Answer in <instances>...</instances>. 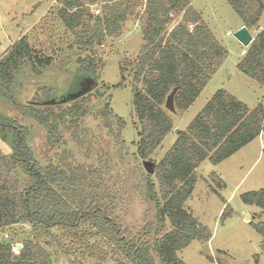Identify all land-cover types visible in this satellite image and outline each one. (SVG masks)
I'll list each match as a JSON object with an SVG mask.
<instances>
[{"label": "rangeland", "instance_id": "obj_1", "mask_svg": "<svg viewBox=\"0 0 264 264\" xmlns=\"http://www.w3.org/2000/svg\"><path fill=\"white\" fill-rule=\"evenodd\" d=\"M133 2L136 6L120 35L108 38L101 47L90 52L74 45V36L58 19L60 0H0V59L23 37L33 56L38 59L51 57L50 64L43 68H35L33 58L19 69L9 90L10 98L0 97V115L26 127V145L40 166L64 165L66 168L71 165L90 169L95 192L105 194L109 205L107 212L119 223L121 232L127 238L143 235V242L152 246L170 230L168 220L158 218L163 200L155 172L176 140L177 131L186 130L219 89L249 108L264 105V89L237 69L248 47H243L233 37V33L244 26L231 7L225 0H190L191 8L201 15L218 44L226 50L227 57L186 111L176 110L173 114L166 110L173 124L172 131L150 157L139 158L136 154L139 126L132 105V87L135 86L132 67L144 44L141 17L147 0ZM132 4L128 5L132 7ZM97 10H101L100 4L91 7L93 13ZM181 18L173 16L174 23L169 31ZM262 28L264 14L259 28L248 31L255 39ZM89 54L97 60L96 78L84 75L77 63L79 58ZM93 83L96 87L91 93L99 94L85 113L76 118L64 115L62 109L71 106L76 100L73 97ZM119 83L121 86L116 87ZM48 101L57 104L46 111L47 126L24 116L20 110V107H34V102L40 104L35 107L43 110L46 107L43 103ZM104 105H109L113 114L121 118L122 129L114 118L111 130L102 126L96 110ZM11 154V137L0 139V159L5 161ZM195 176L193 192L184 208L208 228L211 238L207 243L191 242L177 253L178 257L184 264H264L261 237L251 224L263 222L264 213L240 200V195L264 188V132L218 165L208 160L202 162ZM5 178L16 182L18 191L27 181L19 170L10 171L7 176L2 172L1 181ZM51 231L48 237L26 224L2 229L0 235L8 234V243L18 244L17 249L23 247L24 241L36 237L48 251L52 264H133L122 245L108 241L90 227L83 229L85 233L79 236H72L73 232L68 230ZM0 243L7 242L0 238ZM150 255L153 264H160L156 255L151 252Z\"/></svg>", "mask_w": 264, "mask_h": 264}, {"label": "trees", "instance_id": "obj_2", "mask_svg": "<svg viewBox=\"0 0 264 264\" xmlns=\"http://www.w3.org/2000/svg\"><path fill=\"white\" fill-rule=\"evenodd\" d=\"M133 1L60 0L57 17L74 36V45L92 52L108 38L120 35L136 6ZM225 1L244 27L249 30L259 28L264 0ZM130 3H133L132 7L128 5ZM99 4L101 15H94L91 7ZM174 15L182 18L169 31ZM141 19L144 44L132 67L135 82L132 105L139 126L136 154L147 159L173 129L164 108L166 97L178 88L174 96L175 109L186 111L226 59L227 52L218 44L201 15L191 8L190 0H147ZM33 58L37 69L48 66L51 61V57L38 59L33 56L25 37L9 48L0 59V97L9 96L15 75ZM77 63L84 75L96 78L98 67L93 54L79 58ZM237 69L264 89V28L247 48ZM137 84L142 87L138 88ZM119 86L121 83L116 85ZM97 94L77 98L71 106L62 109L63 114L76 118L85 113ZM35 106L20 107V110L24 116L47 126L49 116L46 111L51 107L40 110ZM96 116L105 129L111 130L112 118L117 119L121 129L124 126L109 105L97 108ZM262 132L264 105L249 108L223 89L213 94L186 130L178 131L176 140L156 166L155 176L163 200L158 218L161 221L167 219L170 230L150 246L143 242V235L127 238L121 232L119 223L107 212L109 205L105 194L95 192L90 169L71 165L66 168L64 165L40 166L26 145V127L0 115V139L11 137L12 148L9 158L0 159V230L27 224L49 237L52 229L68 230L73 232L72 236H79L85 233H82L83 229L90 227L108 241L122 245L133 264H153L150 252L159 258L160 264H184L178 252L193 241L207 243L211 238L208 228L184 208L193 192L196 169L206 160L213 165L222 163ZM13 170H19L27 179L21 191L10 179L1 181L2 172L7 176ZM221 184L223 187V182ZM240 200L264 213V188L244 193ZM251 224L261 237L260 248L264 252V221ZM0 264H52V261L35 237V240L23 242L18 256L13 254L9 243H0Z\"/></svg>", "mask_w": 264, "mask_h": 264}, {"label": "water", "instance_id": "obj_3", "mask_svg": "<svg viewBox=\"0 0 264 264\" xmlns=\"http://www.w3.org/2000/svg\"><path fill=\"white\" fill-rule=\"evenodd\" d=\"M233 37L243 46V47H249V45L252 43L253 41V37L250 34V32L248 31V29L246 27H241L239 30H237L236 32L233 33ZM96 87V84L93 83L92 85H90L89 87H87L86 89L82 90L80 93H78L76 96L73 97V99H77L83 96H86L87 94L91 93L92 90ZM178 91V88H174L170 94L166 97V101L164 104V108L165 110H167L169 113H175L176 109L174 106V96L176 94V92ZM76 97V98H75ZM64 101H61V103H63ZM57 104V102L55 101H48L46 103H43L44 106H51V105H55ZM178 132V131H177Z\"/></svg>", "mask_w": 264, "mask_h": 264}, {"label": "built area", "instance_id": "obj_4", "mask_svg": "<svg viewBox=\"0 0 264 264\" xmlns=\"http://www.w3.org/2000/svg\"><path fill=\"white\" fill-rule=\"evenodd\" d=\"M94 13L96 15H98L99 14V11L97 10ZM0 238H1L2 241H6L7 243L10 241V236L8 234H6V233L1 234L0 235ZM9 244H10V246L12 248L13 254L16 255V256H18L20 254V251L22 249V246H20L19 249H17L18 244H14V245L12 243H9Z\"/></svg>", "mask_w": 264, "mask_h": 264}, {"label": "crops", "instance_id": "obj_5", "mask_svg": "<svg viewBox=\"0 0 264 264\" xmlns=\"http://www.w3.org/2000/svg\"><path fill=\"white\" fill-rule=\"evenodd\" d=\"M262 133H263V132H262ZM262 133H261V134H262ZM261 134H260V136H261ZM260 136H259L258 138H260ZM256 139H257V138H256ZM256 139H255V140H256ZM251 143H252V142H251ZM220 180H221V179H220ZM223 184H224V182H223Z\"/></svg>", "mask_w": 264, "mask_h": 264}]
</instances>
